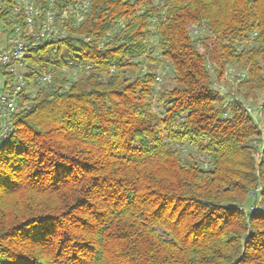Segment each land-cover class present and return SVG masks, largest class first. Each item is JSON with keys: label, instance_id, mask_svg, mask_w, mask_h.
<instances>
[{"label": "trees", "instance_id": "obj_1", "mask_svg": "<svg viewBox=\"0 0 264 264\" xmlns=\"http://www.w3.org/2000/svg\"><path fill=\"white\" fill-rule=\"evenodd\" d=\"M33 53L27 77L53 81L0 140V264H264V136L244 107L260 94L264 112V0H91Z\"/></svg>", "mask_w": 264, "mask_h": 264}, {"label": "built area", "instance_id": "obj_2", "mask_svg": "<svg viewBox=\"0 0 264 264\" xmlns=\"http://www.w3.org/2000/svg\"><path fill=\"white\" fill-rule=\"evenodd\" d=\"M90 8L91 0H73L61 11L57 10L56 0H46L44 5L37 0H0V70L4 71V74L0 71V140L13 132L14 119L23 110V96L33 97L37 86L53 81V73L47 71L39 72L34 79L27 77L30 68H34L28 64H36L32 63L35 57L33 50L45 42L66 40L71 28L85 20ZM81 69H84L83 65L74 70V80ZM62 71L67 72V67L64 66ZM156 80L161 81L160 74ZM216 86L224 92L218 83ZM233 99L240 97L233 95L230 100ZM244 107L255 119L263 114V102L257 107L245 103ZM257 122L264 136V124ZM260 191L258 187L254 193ZM255 209L253 205L249 208L252 212Z\"/></svg>", "mask_w": 264, "mask_h": 264}, {"label": "rangeland", "instance_id": "obj_3", "mask_svg": "<svg viewBox=\"0 0 264 264\" xmlns=\"http://www.w3.org/2000/svg\"><path fill=\"white\" fill-rule=\"evenodd\" d=\"M158 74H160V77H161V81L158 82L159 86H162L164 84L166 86H172L173 82L170 78L169 70L167 68L164 71L159 72ZM235 74H236V72L225 73L224 79L218 83L220 87L224 88V93L228 94L226 96L227 101H229L233 95H234V97L238 96V94H237L238 79L235 78ZM237 74H239V73H237ZM262 102H263V96H261L259 94L257 99H255L253 101L252 105L254 107L261 106ZM256 121H259V122L264 124V112H263L261 117H258V119H256ZM189 152L194 154V153H197V150H195L194 148L186 147V153H189Z\"/></svg>", "mask_w": 264, "mask_h": 264}]
</instances>
